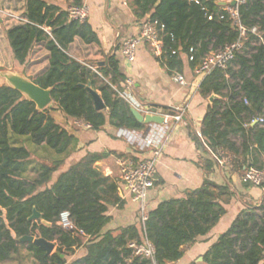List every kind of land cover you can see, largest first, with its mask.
I'll return each mask as SVG.
<instances>
[{
    "label": "trees",
    "instance_id": "1",
    "mask_svg": "<svg viewBox=\"0 0 264 264\" xmlns=\"http://www.w3.org/2000/svg\"><path fill=\"white\" fill-rule=\"evenodd\" d=\"M74 1L81 6L79 0ZM25 3L29 23L11 27L6 37L19 65L27 64L35 45L45 44L49 68L34 82L51 89L53 106L39 111L19 91L0 84V264L16 258L22 262L21 249H26L35 264H147L129 247L140 244L144 237L155 247L158 264L180 261L184 247L207 236L236 196L229 183L219 185L210 179L217 167L212 159L201 166L206 175L203 186L185 192L184 198L159 203L147 213L142 231L134 225L103 234L111 221L109 208L124 205L118 181L95 167L111 153H88L55 183L53 176L63 170L65 159L34 168L35 177L27 174L31 152L17 145V137H26L60 157L77 145L76 137L56 123L55 111L94 131L108 125L116 130L144 131L147 125L135 118L131 106L107 82L68 55L75 38L88 45L99 44L88 20L70 19L68 11L44 0ZM131 5L136 18L164 25L165 54L159 61L172 74L183 72L184 57L190 56V50H194V61L189 66L194 70L207 54L224 50L240 37L218 0H131ZM239 19L247 30L244 46L227 69H214L201 82V95L217 98L208 107L200 136L191 132V137L205 154L225 150L236 157V166L243 168L259 166L264 157V126L244 127L264 113V0H248L240 6ZM253 28H257L256 34L251 32ZM108 60L99 72L121 89L126 77L119 61L114 56ZM89 84L100 93L106 110L95 109ZM243 206L203 255V261L193 264H264V204ZM35 211L41 218L31 220ZM63 213L70 215L69 229L59 225ZM26 236L55 243L57 250L47 256L37 245L19 241ZM80 249L85 255L73 258Z\"/></svg>",
    "mask_w": 264,
    "mask_h": 264
},
{
    "label": "crops",
    "instance_id": "2",
    "mask_svg": "<svg viewBox=\"0 0 264 264\" xmlns=\"http://www.w3.org/2000/svg\"><path fill=\"white\" fill-rule=\"evenodd\" d=\"M44 1L66 11L76 6L74 0ZM79 2L81 6L85 5L89 8L88 22L97 34L99 44L88 45L82 39L75 38L68 47V55L89 68H103L108 64V59L114 56L119 61L120 71L125 75L126 80L133 81V94L141 103L160 109L168 115H172L176 110L184 113V122L177 123L171 119L169 125L164 128L169 141L157 165L158 182L151 190L146 202V215L163 201L184 198L185 192L201 188L206 179L201 166L206 159H212L217 166L210 175V179L219 185L229 183L232 190L234 187L236 196L226 205L227 213L219 224L207 236L198 239L195 244L184 247L183 258L172 264L200 263L199 260L203 259V255L213 243L230 227L238 213L244 208V204L254 207L264 204V192L256 187L244 186L232 170L221 167L214 154H205L204 149L199 148L193 141L191 132L200 136L204 116L212 102L210 98H204L201 95L199 87L204 77L194 73L186 57H184L185 67L182 72L188 82L185 87L173 81V74L169 73L160 63L148 45L138 48L134 63L125 60L122 54L123 42L136 37L144 22L135 17L131 0H79ZM17 6H22V11H15ZM0 8L25 14L26 3L25 0H0ZM15 25L13 21L0 16V34L4 40V48L0 47V68L5 66L4 50L7 58L13 63L16 62L6 37V32ZM36 47L45 52L44 59L35 60L32 51L28 62L33 59L31 64L34 68L36 67V72L38 71L40 76L49 68V52L45 49V44H37L34 48ZM52 115L57 124L77 139V145L72 148L69 162L63 170L56 174L53 183L61 173L81 161L88 153H111L112 155L107 159L96 163L95 167L103 175L118 181V194L124 205L109 208L108 216L111 217V221L103 229V234L134 225L142 231L141 206L132 199L123 185L118 160L132 158L139 161L147 157L150 151L141 146L132 145L124 138H119L117 130L109 125L101 131H94L82 126L79 120L68 118L60 111H55ZM152 126L155 125H147L144 133H147ZM230 213H232L231 216ZM84 255L85 250L80 249L76 251L73 258Z\"/></svg>",
    "mask_w": 264,
    "mask_h": 264
},
{
    "label": "built area",
    "instance_id": "3",
    "mask_svg": "<svg viewBox=\"0 0 264 264\" xmlns=\"http://www.w3.org/2000/svg\"><path fill=\"white\" fill-rule=\"evenodd\" d=\"M247 1L248 0H218L220 4L222 2L226 3V6L223 7L230 16L233 26L238 28L240 37L237 42L226 47L224 50L207 54L200 64L194 69V73L197 76L205 77L214 69H227L229 64L235 59L236 55L242 50L246 40L247 30L240 23L239 7L246 4ZM233 3H235V6H232ZM67 11L70 19L79 21L80 23L87 21L89 18V8L85 5L72 6ZM0 16L13 21L16 25L29 23L24 13L20 15L11 10L0 8ZM209 20H212V17H209ZM164 30V25L160 24L158 21L150 18L144 20L139 34L136 37L129 38L123 42L122 54L125 60L129 63H134L136 61L138 48L142 45H148L154 56L158 60L161 59L165 54L163 42ZM46 31L49 32V29H46ZM251 32L256 34L257 28H253ZM193 53L194 50H190V56H186L188 63L194 61ZM173 54L176 53L173 52ZM90 68L102 80L107 82L116 92L117 96L128 103L132 109H135L144 116L159 115L164 117L163 125L151 124L155 126L149 128L147 133H144V131L127 129L117 130V136L119 138H124L130 142V144L141 146L143 149L146 148L150 151L147 157L139 161H135L132 158H121L118 160L121 181L126 187L128 193L131 195L132 199L140 204L141 221L144 225L147 220L145 212L146 202L151 190L156 187V183L158 182L157 165L169 141V136L166 134L164 128L169 125L171 119L177 123L184 122V113L176 110L174 115H168L164 114L160 109L146 106L133 94L134 84L132 80H125L123 87L120 89L118 86L111 84L109 80L106 79L101 72H99V67ZM172 78L176 84L182 87L188 85V82L182 73L174 72ZM80 122L82 126L90 128L89 125L83 123L82 121ZM255 125L260 127L264 126V113L259 117L252 118L249 122L245 123L244 127L249 128ZM215 157L221 167L230 169H232L236 160L234 155L225 150H219ZM242 179L244 183L249 184L252 187L259 188L264 192V157L259 166L244 167ZM59 225L66 229L72 227L69 213L62 214ZM129 247L133 250L136 257L147 261V264H158L155 259V247L146 237H144L140 244L131 243Z\"/></svg>",
    "mask_w": 264,
    "mask_h": 264
},
{
    "label": "water",
    "instance_id": "4",
    "mask_svg": "<svg viewBox=\"0 0 264 264\" xmlns=\"http://www.w3.org/2000/svg\"><path fill=\"white\" fill-rule=\"evenodd\" d=\"M221 6H226L225 2L220 4ZM235 6V3L232 4ZM0 76L6 80V85L9 87L19 91L27 100L34 102L39 111H43L51 106L53 103L51 89H43L38 86L33 80L24 75L14 74V73H0ZM88 88L91 91V95L93 97L95 109L99 112L106 110V105L101 97V95L94 91L91 88V84L88 85ZM217 97L212 95L210 101L213 102ZM132 113L135 118L142 124L151 125V124H164V117L159 115H142L135 109H132ZM174 115V113L172 114ZM41 215L38 212H34V215L31 217V220L40 219ZM46 225L50 226L51 224L46 223ZM19 241L21 243H31L35 244L38 247L44 249L46 251V255L50 256L53 254V250L56 247L55 243H51L43 238H36L34 236H26L20 238ZM199 261H203L201 258Z\"/></svg>",
    "mask_w": 264,
    "mask_h": 264
},
{
    "label": "rangeland",
    "instance_id": "5",
    "mask_svg": "<svg viewBox=\"0 0 264 264\" xmlns=\"http://www.w3.org/2000/svg\"><path fill=\"white\" fill-rule=\"evenodd\" d=\"M15 11H19V12L22 11V6H20V7L17 6ZM0 47L4 48V40H3L2 34H0ZM246 50L250 51V49H246ZM32 51L34 54V58H36L35 60H38V59L43 60L44 59L45 52H43L41 48L36 47ZM31 60H33V59H31ZM31 60L25 65H19L17 62L13 63L9 58H7L6 52L4 50L5 66L3 68H1L2 70L0 71V73H3V74L14 73V74H19V75H24L25 77H28L30 79H37V77H39V75H38L39 73H37L38 71L36 72V67L34 68V66L31 64ZM0 84H6V80L4 78H2L1 76H0ZM15 140L17 142V145L25 146L31 152L29 170L27 173L30 177H35V175H36L35 171H33L34 168L39 167L41 164H52L55 160H64L65 159L64 167H66L67 163L69 162L68 160L70 159V154H72V152H70L69 154L60 157L48 149L35 146L26 137H17ZM244 167H246V166H244ZM244 167L238 168V166H236V163H235L234 166L232 167V169H230V168H228V169L232 170L234 175H237L238 179L240 180V182L244 186H247V185L250 186L249 184L244 183V181L242 179ZM55 178H56V174L53 176V180ZM233 192L236 193L234 191V187H233ZM231 214L232 213H230V216H231ZM56 250H57V246L54 248L53 253H55ZM21 257L23 259L22 262H20V259L16 258V260L10 261V263H7V264H35V261L32 260L31 256H29L26 249H21ZM70 260H72V257L70 258Z\"/></svg>",
    "mask_w": 264,
    "mask_h": 264
}]
</instances>
